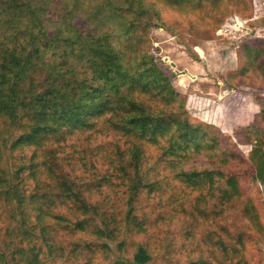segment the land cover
<instances>
[{
	"label": "rangeland",
	"instance_id": "rangeland-1",
	"mask_svg": "<svg viewBox=\"0 0 264 264\" xmlns=\"http://www.w3.org/2000/svg\"><path fill=\"white\" fill-rule=\"evenodd\" d=\"M61 4L64 6L57 8ZM44 8L46 13H40L39 9L38 12L50 20L47 36L52 34L58 15L66 17L62 32L67 31V34L62 35L55 46L41 48L43 54L38 60L40 65H47V69H51L49 65L63 69L61 79L68 77L66 72L71 67L74 78L57 82L64 89L57 100L77 90L75 78L81 81L91 76V70L80 61L71 65V57L82 58L85 52H78L80 47L67 51L63 43L67 40L70 46L75 45L78 35L101 36L100 43L106 52L133 63L128 67L125 81L123 77L118 80L119 92L116 94L114 82L109 81L101 99L114 101L110 109L115 111L125 106L123 97L127 96L142 104L132 115L138 113L157 123L184 124L181 129L175 125L170 130L168 141L172 145L166 149L176 151V140L172 138L176 134L180 135V145L185 151H193L197 143L200 156L193 167L198 171L212 167L208 159L213 155L223 159L226 153L236 154L245 159L255 170L245 183L249 187L247 199L252 200L264 222V0H49ZM5 19L0 14L3 93L19 72L11 60L13 47L20 49L19 45L26 41L22 34L19 45L10 40L14 34L7 36ZM31 27L35 32L40 31L38 24ZM237 46L241 47L238 56L233 53ZM143 55L152 62V67L139 65ZM156 73L166 84L143 89L141 86ZM41 76L36 74L32 84H37ZM20 81L18 78L25 99L28 85ZM132 83L137 86L131 87ZM37 90L40 92V89L35 92ZM21 108L15 121L5 110L0 111V264H138L134 260L138 246L145 247L150 256L143 264H264L261 236L248 230L245 221H229L222 227L227 230L223 232L211 222L203 232H197L191 227L190 219L170 212L168 205L174 203V197L191 201L190 197L194 196L189 190L180 192L177 180L171 177L170 161L155 173L160 175L159 180L149 175L153 162L143 169L137 166L128 170L133 174L130 184L137 187L131 198L127 194L123 213L112 217L121 224L119 238L111 236L106 226L110 219L105 214L112 201L78 220L71 216L68 206L64 209L52 206L37 222V213L26 210L28 202L22 199L33 190L32 181L26 179L27 172L20 174L23 186L12 188L17 181L14 173L26 167L34 151L27 142L11 148L29 133L32 124L30 108L27 105ZM58 135L54 133V137ZM68 144L71 141L64 149ZM13 149L17 152H11ZM43 150L46 153L56 150L62 159L68 155L48 145ZM153 181L160 183V198L141 193L144 186ZM22 188L29 191L26 193ZM100 196L107 197L106 189ZM158 203L162 208L154 210ZM164 211L167 214L163 221L154 223L157 215ZM137 217L144 220V231L131 227ZM78 221H86V224L76 230L73 224ZM34 227L42 229V233H34ZM233 237L237 241L227 240ZM239 237L242 242L238 243ZM219 239L225 243H218Z\"/></svg>",
	"mask_w": 264,
	"mask_h": 264
},
{
	"label": "trees",
	"instance_id": "trees-1",
	"mask_svg": "<svg viewBox=\"0 0 264 264\" xmlns=\"http://www.w3.org/2000/svg\"><path fill=\"white\" fill-rule=\"evenodd\" d=\"M47 1H0V14L6 18L3 23L7 36L14 34L10 40L16 45H19L20 34L26 37V41L19 45L21 48L13 47L12 51L11 60L18 67L19 72L8 83L9 89L6 93H3L0 84V101L4 98L3 103H0V111L5 110L14 121L20 116L19 107L23 108L27 105L32 113L29 133L20 137L11 147L17 148L22 146L23 142H27L34 148L26 167L14 173V180L17 181L15 185H12L13 189L23 186L21 183L24 179L20 178V174L27 172L26 179L32 181L30 187L33 190L28 197H22L24 202H28L26 210H34L37 213V222H40V217L49 212L52 206L60 209L68 206L71 216L78 220L82 217L87 218L89 213L97 212L99 206H105L108 201H112V205L105 214L110 219L106 226L111 236L115 235L119 238L121 224L117 220L114 222L112 217L123 213L127 194H130L131 198L137 187L130 184L133 174L128 170L136 169L137 166L143 169L148 163L153 162L149 175H153L154 180H159L160 175L155 173L160 168L168 166L166 162L170 161L169 169L173 172L171 177L177 180L181 188L180 192L189 190L194 194L190 197L191 201H184L179 196L174 197V203L168 205L170 212L183 215L187 220L190 219L191 227L197 232H203L211 222L220 232H223L227 230L222 227H225L229 221L232 223L245 221L247 229L259 234L264 244V222L253 206L252 200L248 201L249 187L245 184L251 179L250 176L255 170L250 168L245 159L236 154L226 153L223 159L213 155L208 159V164L212 167L202 172L198 171L193 167V162L200 156L197 143L193 151H185L180 145V135L176 134L172 135V138L176 140V151L166 149L167 146L172 145L168 141L170 130L175 125L181 129L184 124L175 123V121L157 123L150 117L138 116V113L132 115L139 111L142 104L129 100L127 96L123 97L125 106L117 107L115 111L110 109L114 101L101 99L109 81L114 82L116 94L119 92L118 80L123 77L125 81L129 74L128 67L133 66V63L119 59L113 52H106L104 45L100 43L101 36L78 35L75 45L71 43L70 46L67 40L63 43V48L67 51L71 52L72 48L80 47L78 52H85L82 58L71 57V65L80 61L91 70V76L81 81H76L75 78L77 90L62 97L60 101L57 100L61 92H64L63 86L57 82L71 80L74 77H71V67H68L69 71L66 72L68 77L61 79L65 72L63 69L54 65H49L51 69H47V65L42 66L38 63L43 54L41 48L55 46L60 37L67 34V31L62 32L66 17L58 15V20L53 22L52 34L47 36L50 20L44 19L38 12L39 9L42 11L40 13H46L44 5ZM62 6L64 4L58 5L57 8ZM31 24H38L40 31L35 32ZM40 63L45 64L43 61ZM139 65L153 66L146 55L141 56ZM124 67L127 69L121 73L120 69ZM36 74L42 76L34 85L32 82ZM18 78H21V83L28 85L25 93L26 101L22 95L24 88L21 90ZM99 80L103 82L98 83ZM164 84H166L165 79L156 73L141 87L145 89L150 85ZM133 86L137 85L132 83L131 87ZM35 89H40V92L38 90L35 92ZM127 99L129 101H126ZM197 131H199L198 128ZM57 132L59 137H54V133ZM37 141L39 143H36ZM70 141L71 144L64 149L63 146ZM47 145L58 148L61 154L67 152L68 155L62 159L56 150L46 153L43 147ZM155 147L159 149L155 150ZM15 151L16 149H13L11 152ZM139 160L140 164L137 165ZM40 161L41 163H38ZM190 163L192 166L189 165ZM159 185L157 181L145 185L141 191L142 195L162 197ZM22 189L26 193L29 191L26 188ZM104 189H106L107 197L101 198L100 195ZM17 196L21 198L18 192ZM19 202L22 203L21 200ZM158 208L159 210L162 208L159 203L154 210ZM166 214V211L159 213L154 223L162 222ZM85 224L86 221H78L73 226L78 230ZM144 225V220L137 217L133 219L131 227L144 231ZM36 231L42 233V229L34 227V233ZM227 240L237 241L236 237L227 238ZM219 242L225 243L221 239L218 240ZM239 242H242L240 237ZM147 252L145 247L138 246L134 255L135 262L138 264L148 262L150 256Z\"/></svg>",
	"mask_w": 264,
	"mask_h": 264
},
{
	"label": "crops",
	"instance_id": "crops-1",
	"mask_svg": "<svg viewBox=\"0 0 264 264\" xmlns=\"http://www.w3.org/2000/svg\"><path fill=\"white\" fill-rule=\"evenodd\" d=\"M240 48H241L240 46H239V47H238V46H237V47H235V50H236V51H235V52H233V53H234L236 56H238V54H239V51H238V49L240 50ZM223 54H224V55H227V53H226V52H224ZM223 84H224V83H223ZM218 89H219V90L221 89V86H220L219 84H218ZM220 107H221V106H220Z\"/></svg>",
	"mask_w": 264,
	"mask_h": 264
}]
</instances>
